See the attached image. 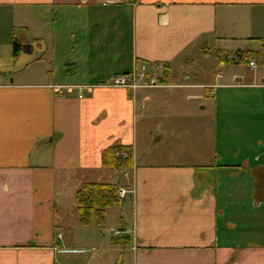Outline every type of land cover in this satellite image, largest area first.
Listing matches in <instances>:
<instances>
[{
    "label": "crops",
    "instance_id": "1",
    "mask_svg": "<svg viewBox=\"0 0 264 264\" xmlns=\"http://www.w3.org/2000/svg\"><path fill=\"white\" fill-rule=\"evenodd\" d=\"M132 2L0 0V264H91L58 216L98 177L133 191L131 243L99 263L264 264V0ZM117 143L132 169L104 167Z\"/></svg>",
    "mask_w": 264,
    "mask_h": 264
},
{
    "label": "rangeland",
    "instance_id": "2",
    "mask_svg": "<svg viewBox=\"0 0 264 264\" xmlns=\"http://www.w3.org/2000/svg\"><path fill=\"white\" fill-rule=\"evenodd\" d=\"M204 59L206 60L203 61L204 63L202 64V68L200 70L206 73V81H214L217 68L219 71L222 72V74L225 73L227 66L222 65V64L220 65L216 64L214 56L204 58ZM46 61L48 65H50L51 60H49L48 57ZM54 63L57 64L59 63V61L54 59ZM58 66L59 67L61 66L62 69H67V70L70 69V68H64L65 66L63 67L62 64H59ZM231 66H232L231 67L232 71H238L241 73H245L247 75L252 73L250 66L245 60L240 63L232 64ZM94 179H95L94 181H97L98 183L105 181L103 179H100V177L94 178ZM128 180L129 178L126 179L123 174H118V175L116 174L115 178L111 181L115 183L120 182L121 185H124L126 187ZM127 188H128L127 190L129 191L131 190L130 185H127ZM126 198L127 199H125V201L123 200L120 205L109 208L107 210V221H106V225L103 228H99L96 226H91V227L81 226L78 223V217L75 212L76 211L75 198H71V199L68 198L67 204L63 205V208H61L59 216H58V220H59L58 223L62 227V229H58V232L65 235V237L67 238L71 237L72 235L74 238H77L78 247H85L84 244L89 239L90 243H88L86 246H90L89 248L91 249V251L86 254L88 257L92 258L93 262L91 264H128L129 261H126L125 263V259L121 257L120 250H115L111 252L109 262H106L105 260L104 261L100 260V263H99V261H97L99 256L108 252L106 251L108 247L109 248L113 247L111 245H112V240L114 238H117L115 236L116 232H120L121 235L119 236H125L126 235L125 233L130 228H132L133 215H132V201L130 198V193L126 196ZM257 240L258 238H255L253 241H257ZM92 250H95V251H92ZM83 257H86V256L84 255ZM80 258L82 257L70 259L73 261L72 262L69 261V264L70 263L86 264L85 260L81 261Z\"/></svg>",
    "mask_w": 264,
    "mask_h": 264
},
{
    "label": "trees",
    "instance_id": "3",
    "mask_svg": "<svg viewBox=\"0 0 264 264\" xmlns=\"http://www.w3.org/2000/svg\"><path fill=\"white\" fill-rule=\"evenodd\" d=\"M31 54L30 46L14 43V55ZM252 57L253 54H251ZM250 56V57H251ZM249 57V58H250ZM219 60L218 62H222ZM227 62V61H224ZM126 155V156H125ZM105 168L127 171L133 168L134 159L131 147L115 144L103 154ZM120 188L115 184L88 183L82 185L75 195L76 214L84 227L96 226L103 228L107 221V210L120 205ZM131 243L130 237H118L112 240L115 246H125Z\"/></svg>",
    "mask_w": 264,
    "mask_h": 264
},
{
    "label": "built area",
    "instance_id": "4",
    "mask_svg": "<svg viewBox=\"0 0 264 264\" xmlns=\"http://www.w3.org/2000/svg\"><path fill=\"white\" fill-rule=\"evenodd\" d=\"M101 4L104 5H110V4H132L131 0H98ZM252 66H254V64L252 63ZM113 87H123V88H132V89H136V88H140V87H150V86H157V84H154L153 81L141 85L138 84L136 82V77L134 76H125V77H120L117 78L113 81V83L110 85ZM69 89H71L70 87H68ZM57 92L61 91V88H56ZM127 191L125 190H121L120 191V196L124 197L126 195Z\"/></svg>",
    "mask_w": 264,
    "mask_h": 264
}]
</instances>
